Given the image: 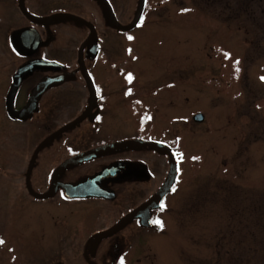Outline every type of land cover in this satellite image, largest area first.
Instances as JSON below:
<instances>
[{"label": "rangeland", "instance_id": "obj_1", "mask_svg": "<svg viewBox=\"0 0 264 264\" xmlns=\"http://www.w3.org/2000/svg\"><path fill=\"white\" fill-rule=\"evenodd\" d=\"M10 1L0 0V64L15 62L7 38L24 24L6 23ZM138 1L119 0L122 20L135 13ZM45 2L54 10L77 8L73 0ZM145 12L143 26L125 36H132L129 44L119 35L118 50L121 73L135 68L141 91L143 82L151 83L140 100L152 108L150 127L135 125L149 109L137 104L134 114L127 103L128 128L122 130L127 116L118 105L103 137L141 134L174 141L183 180L164 214L166 231L150 232L134 264H264V0H147ZM60 32V41L76 43V34ZM135 49L142 55L139 66ZM7 74L0 69V106ZM60 103L55 116L64 122L69 115L57 109ZM197 113L203 121L195 120ZM37 133L8 123L0 128V233L8 239L0 247V264L50 263L42 249L52 228L51 208L9 209L20 201L19 154H31L22 149ZM55 213L64 216L62 209Z\"/></svg>", "mask_w": 264, "mask_h": 264}, {"label": "flooded vegetation", "instance_id": "obj_2", "mask_svg": "<svg viewBox=\"0 0 264 264\" xmlns=\"http://www.w3.org/2000/svg\"><path fill=\"white\" fill-rule=\"evenodd\" d=\"M108 1L121 24L129 25L133 21L135 13L127 15L124 20L120 18L119 0ZM73 2L77 4L76 10H71L66 5L64 9L54 10L45 0H11L6 4V23L11 25L15 19L17 23L24 20V24L15 26V29L10 26L13 30L7 38L10 49L16 55L15 62L12 64L3 61L0 64V69L8 72L4 79L6 77L9 84L3 106H0L3 114L0 128L8 123L27 128L35 127L38 130L37 136L22 149H27V154L29 150L31 154H19V161L24 164V171L21 172L23 182L17 191L20 201L15 203V208H12L15 206L13 205L9 209H21L22 206L34 211L35 207L39 206L51 208L48 210L53 222L51 230H48L51 238H48L47 246L42 249L43 257L49 258V264H134L135 256H139L145 249V242L151 237L150 232L166 231L168 222L164 214L170 208V198L178 193V186L183 180L181 167L172 190L165 195L157 208H152L149 214L141 209L143 217L132 218L112 234L104 232L158 194L170 172L168 155L160 154L149 146L142 149L123 147L95 159L71 165L57 180L64 185H77L91 180L86 189L94 194L71 196L67 193L69 189L58 186L52 196L41 197L50 190L55 172L62 163L102 145L125 140H151L171 146L178 155L172 140L141 134L103 137L105 130L110 129V124L115 123L118 105H121L126 113L125 105L128 103L134 114L138 113L135 110L137 104L148 108L150 116L143 110L135 125L144 127L147 124L145 126L149 128L151 124L152 108L149 104L147 106V103L142 105L144 101H140L144 90L148 89L151 83L146 79L147 81L142 83L144 90L141 91L137 84L140 74L138 71L136 73L135 68L126 66L122 74L121 69L124 67L119 66L122 53L119 55L118 50L119 35L129 44L132 36H125L143 26L146 7L139 24L131 30H123L112 24L111 15L102 1ZM60 12L73 14L77 18L50 19V16ZM17 30H25L27 35H24L22 44L26 48L34 49L33 53H21L15 48L12 34ZM62 30L76 34L75 45L60 41L63 39L60 32ZM115 36L118 37L117 40L114 39ZM128 44L126 43L127 51ZM134 55V60L139 66L142 57L140 50L135 49ZM29 66L31 67L28 68ZM24 68L28 72L23 76L13 100L16 111L27 108L32 94L43 82L62 81L58 85L49 86L37 97L33 111L27 118L14 117L8 110V95L15 75ZM84 71L89 73L95 83L94 102L91 100ZM119 77L124 81L121 88L117 87L120 83ZM176 79L177 82L181 80L178 72ZM163 89V85H160L159 90L154 91L155 95L159 94L157 99H160V90ZM21 94H25L24 97ZM137 98L140 104L136 103ZM59 103L61 107L57 109H64L69 115L64 122L58 121L55 116ZM129 120L128 116L127 120H123L122 130L128 128ZM3 144L5 143L3 142L2 146ZM2 164L4 162L0 158V171ZM48 164L51 167L47 169ZM57 208L64 212L62 218L61 214L55 213ZM156 220L161 221L163 227L153 223ZM145 221L147 225H144ZM7 240L5 235L0 233V241L3 242L0 247L6 244ZM138 247L142 248L140 254H137Z\"/></svg>", "mask_w": 264, "mask_h": 264}, {"label": "water", "instance_id": "obj_3", "mask_svg": "<svg viewBox=\"0 0 264 264\" xmlns=\"http://www.w3.org/2000/svg\"><path fill=\"white\" fill-rule=\"evenodd\" d=\"M24 1V0H22ZM102 1L105 6L107 7L110 15H111V21L112 24L115 27L121 28L123 30H131L133 28H135L141 17L142 14L144 12L145 9V5H146V0H139L138 1V5L135 11V15H134V19L133 21L129 24V25H123L121 24V22L118 20V18L115 16L112 7L109 3L108 0H100ZM25 8V7H24ZM33 18H35L36 16H32ZM50 19H56V18H63V17H76L73 14H69V13H63V14H55L50 16ZM36 18H40V17H36ZM77 18V17H76ZM41 19V18H40ZM24 35H27L25 30H17L12 34V42L13 45L15 46V48L17 50H19L21 53H25V54H31L33 53L34 49L28 47L26 48L22 43H23V37ZM37 46H35L36 48ZM34 48V47H33ZM31 66H29L28 68H30ZM28 71L22 69L19 72H17V74L15 75L14 78V84L9 92L8 95V105H9V113L12 114L14 117H23V118H27V116H29L28 114L31 113L33 111V106L35 104V101H37V97L44 91L46 90V88H48L49 86H54V85H58L61 82L59 80H50V81H45L43 82L34 92V94H32L31 100L29 102V105L27 106V108H25L23 111H16L13 105V100L15 97V93L16 90L20 84V82L22 81L23 76L27 73ZM86 80H87V85L88 88L91 92V100L94 102L95 98H96V94H95V83L92 80V78L90 77L89 73L87 71L83 72ZM32 105V106H31ZM204 115L202 113H198L197 115H195V120L196 121H203L204 120ZM146 146H149L153 149H156L160 154H164V155H168L169 156V162H170V172L167 178V181L165 182V184L163 185V187L160 189V191L158 192V194L149 202H147L146 204L142 205L141 207L137 208L136 210H134L133 212H131L129 215H127L126 217H124L118 224H116L113 228H111L110 230H107L106 232H104V234H112L115 231H117L118 229H120L123 225H125L127 222H129V220H131L132 218L135 217H143V212H150V210L152 208H157L160 204L162 199L165 197V195L172 190L173 185L175 184L178 176H179V172H180V167H179V159L175 153V151L167 144L161 143V142H157V141H151V140H125V141H119V142H115V143H111V144H106V145H102L99 146L97 148H94L92 150L86 151V152H82L81 154L68 159L67 161H65L64 163H62L56 170L55 175H54V179L53 182L51 183V188L50 190L41 195L42 198H46L49 196H52L55 192V190L58 189V186H65V188L69 189L68 190V194L71 196H87V195H91L94 193H89V191L86 189L90 186V181L91 180H85L84 182H82L81 184H77V185H72V184H68V185H64V184H60L57 180L59 178V176H61L62 172L69 166L76 164V163H80V162H85L88 160H92L95 159L99 156H102L103 154H107L116 150H119L120 148H132V149H142ZM99 195V194H97ZM157 206V207H156ZM141 209L143 210V212L141 213ZM140 212V213H139ZM142 214V215H141ZM149 218V216H148ZM144 225H147L146 221L144 222Z\"/></svg>", "mask_w": 264, "mask_h": 264}, {"label": "snow or ice", "instance_id": "obj_4", "mask_svg": "<svg viewBox=\"0 0 264 264\" xmlns=\"http://www.w3.org/2000/svg\"><path fill=\"white\" fill-rule=\"evenodd\" d=\"M173 190H174V189H173ZM161 207L163 208L164 206L162 205ZM153 223H155V224H159V225H161V227H163L162 222L159 221V220L153 221ZM0 243H3V242L0 241Z\"/></svg>", "mask_w": 264, "mask_h": 264}]
</instances>
